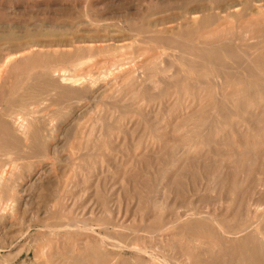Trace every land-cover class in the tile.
<instances>
[{"label":"rangeland","instance_id":"1","mask_svg":"<svg viewBox=\"0 0 264 264\" xmlns=\"http://www.w3.org/2000/svg\"><path fill=\"white\" fill-rule=\"evenodd\" d=\"M0 6V264H264V0Z\"/></svg>","mask_w":264,"mask_h":264},{"label":"bare ground","instance_id":"2","mask_svg":"<svg viewBox=\"0 0 264 264\" xmlns=\"http://www.w3.org/2000/svg\"><path fill=\"white\" fill-rule=\"evenodd\" d=\"M239 4H241V1L239 2ZM234 5V4H233ZM232 6V5H231ZM237 6H238V4H237ZM1 7V6H0ZM234 7V6H233ZM236 7V6H235ZM196 8V7H195ZM230 8V7H229ZM1 9V8H0ZM194 9V8H193ZM199 10V9H198ZM200 10H201V8H200ZM200 10H199V12H196V13H200ZM205 10V9H204ZM231 10V9H230ZM236 9H234V11H235ZM240 10H242V9H240ZM226 11V10H225ZM234 11H231V12H229L230 13V15L229 16H232V14L234 13ZM239 11V10H238ZM227 13V12H226ZM201 14V13H200ZM240 15V14H239ZM192 16V15H191ZM191 16H190V18H191ZM199 16V15H198ZM204 16V15H203ZM220 16V15H219ZM186 17V16H185ZM228 17V16H227ZM229 18H231V17H229ZM191 19H193L194 20V17L193 18H191ZM190 19V20H191ZM5 20V19H4ZM3 21V20H2ZM5 23H6V21H4ZM8 22V21H7ZM12 22V21H11ZM195 22V21H194ZM0 23H1V21H0ZM3 23V22H2ZM12 26V23H10L9 25H3V24H0V31H3L2 30V28H6V29H8V27H11ZM23 25V24H22ZM14 26V25H13ZM16 26V25H15ZM14 28V27H13ZM168 28V27H167ZM17 29V28H16ZM25 30V29H24ZM162 30H164V29H162ZM167 30V29H166ZM6 31V30H5ZM10 32V31H9ZM158 32H159V29H158ZM165 32H167V31H165ZM15 33V32H14ZM164 33V32H163ZM3 36V35H2ZM9 39V38H8ZM12 39V38H11ZM7 41V40H6ZM12 40H10V42H11ZM35 41V40H34ZM4 42V41H3ZM68 42V41H67ZM78 42V41H77ZM26 43V42H25ZM31 43H33V42H31ZM47 43V42H46ZM64 43V42H63ZM5 44V43H4ZM9 44V43H8ZM12 44H14L13 43V41H12ZM11 43H10V45H7V44H5V45H7V46H5L4 48H2V49H5L7 52H5V53H0V102L2 103V100L3 99H5L7 96H9L10 95V89L8 90V88H7V86H8V84L10 83V79H11V77H12V75H13V73H14V71H15V68L17 67V65H18V63H22V62H24L25 61V53L27 52V51H25L26 50V48H27V46H26V48H25V45H12ZM20 44V43H19ZM22 44V43H21ZM52 44H54V43H52ZM73 44V43H72ZM2 45V44H1ZM36 45H38V46H44V44H42V43H37ZM46 45V44H45ZM70 45V44H69ZM69 45H68V47H69ZM29 46V45H28ZM56 46V45H55ZM75 46V45H74ZM2 47H3V45H2ZM77 47V46H76ZM29 48V47H28ZM37 49H38V47H36ZM48 48V47H47ZM59 48V47H58ZM66 48V47H65ZM82 48V47H81ZM43 49V48H42ZM52 49H54L53 47H52ZM207 50V49H206ZM28 51H30V49L28 50ZM35 51V50H34ZM64 51V50H63ZM4 52V51H3ZM22 53V54H21ZM30 53V52H29ZM36 53V52H35ZM16 55V56H15ZM29 56V55H28ZM29 57H31V56H29ZM30 60V59H29ZM29 60H28V62H29ZM32 60V59H31ZM27 61V60H26ZM31 66V65H30ZM59 66V65H58ZM36 68H37V66H35ZM61 67H62V65H61ZM35 68V69H36ZM48 68V67H47ZM52 68V67H51ZM50 68V69H51ZM52 71L50 72V75L51 76H54V75H56V73L58 72V70H57V68L55 69V68H53V69H51ZM64 71H66V70H64ZM68 73V72H67ZM36 74V73H35ZM45 74V73H44ZM71 74V73H70ZM50 75H47L48 77H50L51 78V76ZM76 76V75H75ZM55 78V77H54ZM63 78H65V77H63ZM82 78V77H81ZM62 79V78H61ZM71 79V78H70ZM75 78H73V80H74ZM80 79V78H79ZM55 81L57 80V79H54ZM60 80V79H59ZM62 81V80H61ZM65 81V80H64ZM64 81H63V83H64ZM66 81H68V80H66ZM65 81V82H66ZM65 84V83H64ZM75 84V83H74ZM85 84V83H84ZM87 84V83H86ZM86 84H85V86H86ZM91 84V83H90ZM67 85V84H66ZM75 85H77V84H75ZM56 86H58V85H56ZM83 87V86H82ZM86 87H88V84H87V86ZM92 87V86H91ZM21 88V87H20ZM54 88V87H53ZM52 88V89H53ZM57 88V87H56ZM85 88V87H84ZM16 89V88H15ZM13 90H14V88H13ZM16 91V90H15ZM25 91V90H24ZM14 91H12V94H15V93H13ZM22 93H23V91H22ZM0 107H1V105H0ZM4 110V109H3ZM5 111V110H4ZM3 117V116H2ZM7 117H9V118H11L12 119V121H9V119H7L6 118V120L4 121L5 122V125L7 126V128L8 129H10V130H12L14 133H18V131H20V133H21V136L23 137V138H25V137H27V135H28V132H26V130H28L27 128L25 129V127H27V126H25L26 124H25V120H23L18 126H16V125H14V123H17V122H15L14 121V118H13V116L10 114V115H7ZM5 118V117H4ZM3 122V121H2ZM2 122H1V125H2ZM18 123H19V121H18ZM17 123V124H18ZM27 123V122H26ZM30 124V123H29ZM3 126H4V124H3ZM10 127V128H9ZM4 128H6V127H4ZM20 135V134H19ZM16 136V135H15ZM30 136V134L28 135V137ZM28 137H27V139H28ZM32 140H34V139H32ZM25 140H23V141H21L22 143L24 142ZM21 142H20V144H21ZM26 143V142H25ZM28 145V144H27ZM24 146V145H23ZM25 147V146H24ZM23 147V148H24ZM6 149V148H5ZM6 180H7V176L5 175V173L3 172L2 174L0 173V188H1V186H4V184H5V182H6ZM7 206V205H6ZM2 207H4V209L0 212V214H3V215H5V214H7L8 213V209L5 207V206H2ZM9 207H11V206H9ZM74 225V224H73ZM68 227H70V226H68ZM79 228V227H78ZM85 228V227H84ZM67 229V228H66ZM74 230V229H73ZM67 231V230H66ZM236 238H238V237H236ZM237 240V239H236ZM163 261H165V260H163ZM167 261V260H166ZM166 261H165V264H166ZM160 263V262H159ZM170 263V262H169ZM238 263V262H237ZM168 264V263H167ZM254 264V263H253Z\"/></svg>","mask_w":264,"mask_h":264}]
</instances>
